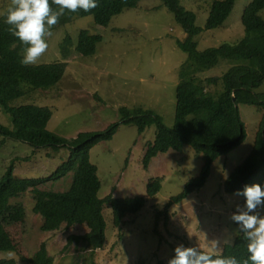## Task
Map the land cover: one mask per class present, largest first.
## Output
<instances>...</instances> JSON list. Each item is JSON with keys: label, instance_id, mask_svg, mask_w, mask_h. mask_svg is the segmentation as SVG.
I'll return each instance as SVG.
<instances>
[{"label": "rangeland", "instance_id": "1", "mask_svg": "<svg viewBox=\"0 0 264 264\" xmlns=\"http://www.w3.org/2000/svg\"><path fill=\"white\" fill-rule=\"evenodd\" d=\"M214 0H180L196 14V25L202 29L196 38L198 50L237 43L246 36L242 24L245 7L251 0H236L224 23L207 30L206 21ZM10 0H0V18ZM88 30L100 35L102 41L94 56L83 57L76 51L79 33ZM49 48L36 65L64 62L67 64L62 81L47 89H35L10 102V106L35 105L48 107L53 116L48 130L66 140L75 139L83 132H103L122 122L121 108L131 113L151 111L172 128L175 124L177 87L184 81L202 86L213 98H218L224 85L213 79L221 78L231 69L250 66L248 60L219 59L211 67L190 61L178 46L187 39L174 14L161 0H143L137 8L125 10L113 17L107 27L94 23L93 17L73 20L65 26L52 29ZM68 45H64L66 38ZM66 48V54L63 53ZM264 95V83L254 91ZM264 100V99H263ZM239 111L245 125L246 139L229 154L219 157L212 165L205 186L193 192L182 203L173 206L169 219L156 216L169 200L181 193L184 186L199 176L204 166L203 156H196L190 146L182 151L170 150L154 158L148 168L143 158L149 144L156 137L152 125L139 133L138 127L121 124L109 141H103L90 151V161L98 168L101 180L99 197L105 199L143 196L145 207L137 215L129 216L120 228L113 225L112 208L105 204L106 244L94 252L83 249L69 236L83 235V225L58 231L44 232L43 219L33 212V195L7 196L0 202V216L8 225L16 251L0 252V259H15L16 264H156L168 262L176 246L199 248L210 254H220L226 245L234 243L238 234L229 216L242 198L225 193L223 184L254 148L256 137L264 121V113L255 106L240 104ZM0 124L11 127L10 115L0 108ZM264 130V129H263ZM0 135V178L16 161L14 176L18 178L49 177L69 157L68 148L36 149L28 143L6 139ZM160 178L162 188L154 197H148L150 180ZM73 173L59 181H49L41 189L66 191ZM2 203V205H1ZM22 204L24 216L20 219L9 206ZM2 210V211H1ZM264 215V210H260ZM225 229H229V243H223ZM221 241L218 249L213 242ZM44 249V251L42 250ZM9 253L13 255L9 257Z\"/></svg>", "mask_w": 264, "mask_h": 264}, {"label": "trees", "instance_id": "2", "mask_svg": "<svg viewBox=\"0 0 264 264\" xmlns=\"http://www.w3.org/2000/svg\"><path fill=\"white\" fill-rule=\"evenodd\" d=\"M143 0H98V7L90 12L80 10L67 12L53 29L65 26L73 20L93 17L94 23L107 27L113 17L125 10L137 8ZM174 14L187 39L179 41L178 46L188 55L190 61L199 66L211 67L219 59L248 60L250 66L231 69L221 78L213 79L215 83L223 82L224 89L218 98L211 97L206 89L193 81H184L177 87V104L175 124L168 128L160 116L151 111L137 110L131 113L121 108L122 122L113 124L103 132H83L73 140L48 130L53 112L48 107L35 105L10 106V102L27 95L35 89H47L58 85L65 76L67 64L64 62L43 63L23 66L20 60L24 45L12 36L6 16L0 18V108L10 115L11 127L0 124V135L6 139L28 143L36 149L68 148L69 157L49 177L18 178L14 176L16 161H28L29 158L12 160L7 172L0 178V202L7 196L20 197L30 192L33 195V212L43 219L42 230L53 232L63 226L70 229L83 225L87 232L83 235L69 236L70 243L75 242L87 251L102 249L107 241L104 206L108 204L113 212V225L120 229L129 216L137 215L145 207L147 198L135 196L114 198L112 195L101 199L99 191L101 180L98 168L90 161V151L97 144L109 141L117 133L121 124H133L139 133L156 125V137L149 144L143 166L148 168L151 161L159 154L170 150L182 151L190 146L196 156H203L204 166L199 176L188 182L180 194L172 197L165 208L158 212L160 217L169 219V210L193 192L202 189L211 174L213 163L221 156L229 154L246 139L245 125L241 119L239 105L255 106L264 113V95L254 91L264 83V0H251L242 15V24L246 36L237 43H224L219 47L198 50L196 38L202 29L196 25V14L186 9L180 0H161ZM236 0H214L206 21L207 30L224 25L230 16ZM55 8V6H53ZM69 38L64 41L68 45ZM102 41L100 35L81 30L76 51L83 57L94 56L97 46ZM66 54V48L63 51ZM67 56V54L65 55ZM264 121L257 134L251 153L238 165L224 181L225 193L233 195L245 185L259 183L264 186ZM3 141V142H4ZM73 173L71 186L66 191L41 189L49 181H59ZM162 188L160 178L150 180L147 186L148 197L156 196ZM2 205V203H1ZM15 209L21 219L25 214L22 204L9 206ZM2 211V210H1ZM8 225L0 216V252L16 251L17 245L8 231ZM247 242L242 233L238 234L231 245H226L221 256L247 258ZM44 251V249H42ZM203 251V250H202ZM174 256L172 253L171 257ZM0 264H16L15 259H0ZM91 264H96L92 261ZM156 264H168L160 260Z\"/></svg>", "mask_w": 264, "mask_h": 264}, {"label": "clouds", "instance_id": "3", "mask_svg": "<svg viewBox=\"0 0 264 264\" xmlns=\"http://www.w3.org/2000/svg\"><path fill=\"white\" fill-rule=\"evenodd\" d=\"M98 6V0H10L3 15L9 33L25 46L20 63L31 66L39 62L49 48L47 40L53 36L52 29L66 11L90 12ZM233 195L242 198L243 202L236 203L235 211L229 216L236 225L231 231L243 234L247 242V258L213 255L202 251L199 246L180 244L175 247L168 264H264V215L260 212L264 210V186L259 183L245 185ZM224 232L223 243H229L231 232L229 229ZM220 244L219 239L215 240L213 248L218 249ZM12 255L9 253V257Z\"/></svg>", "mask_w": 264, "mask_h": 264}]
</instances>
